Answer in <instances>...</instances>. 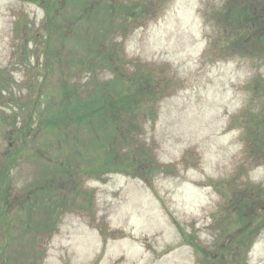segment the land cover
<instances>
[{
    "label": "rangeland",
    "instance_id": "374dc122",
    "mask_svg": "<svg viewBox=\"0 0 264 264\" xmlns=\"http://www.w3.org/2000/svg\"><path fill=\"white\" fill-rule=\"evenodd\" d=\"M0 264H264V0H0Z\"/></svg>",
    "mask_w": 264,
    "mask_h": 264
},
{
    "label": "trees",
    "instance_id": "16d2710c",
    "mask_svg": "<svg viewBox=\"0 0 264 264\" xmlns=\"http://www.w3.org/2000/svg\"><path fill=\"white\" fill-rule=\"evenodd\" d=\"M241 14H242L241 20L232 18L231 15L225 16L226 25L230 26L231 31H233L235 35L241 34L239 30L238 32L234 30L235 26H240L242 24L243 25L245 24L244 27L246 26L245 16L243 15L242 11H241ZM226 31H227V26H226ZM250 38L251 37H248L247 40H249ZM100 40L105 41V38L103 37L99 39V35L97 34L93 36L92 44L94 45H92V48L94 50L96 47V48H99V50L93 51L94 54L89 59L90 61H88L87 59L83 57H79L83 54L79 50L69 51L71 54L77 56V58L79 57L78 59L79 65L80 67H83V69H84V66H86V64L90 62L94 66V70H96L97 68L99 69V68H105V67L111 68L113 70V64L107 61V64L104 65L106 63L105 61L107 58L100 57V54L103 52L105 48V46H103V44L100 43ZM109 56H110V53H109ZM68 65L71 66V69L65 72L66 74L77 73L78 76L79 75L84 76L83 73H85L86 69H88L85 67L83 71H79V68H76L73 64H68ZM92 74L95 77V79L93 80L94 82L93 87H91V84H89L86 86L85 89L81 90V87L79 85H76V83H72L68 85V90L66 91V94H67L66 98L63 99L59 104H57L58 101L54 102V104H57L56 105L57 109L54 113L56 117L55 118L50 117L49 120H53L51 121L53 123L54 122L59 123L61 120L72 119L77 123L87 122L90 126H92L93 125L92 123L95 122V120L105 119V123H106V122H109V120L113 118V120L115 121V124L114 122H112L113 125L117 127L118 132H122V130H120L118 126L123 125L122 123L123 121L121 120V118H119L120 120L116 121L117 118L115 119V117L112 116V111L119 109L120 105H117L115 100L107 99L106 103H103L102 101H100V99H102V97H104V95L107 94V91L114 88L116 85L112 86L107 81L101 82L99 80V77H97V75L94 74V71L92 72ZM81 79H83V77H81L79 80ZM91 88L93 89V91H89ZM109 102L110 104H113V105L111 106ZM114 102L116 104H114ZM122 108L125 109V107H122Z\"/></svg>",
    "mask_w": 264,
    "mask_h": 264
}]
</instances>
